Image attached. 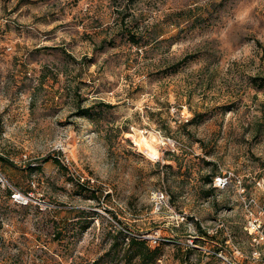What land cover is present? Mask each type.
Masks as SVG:
<instances>
[{
	"label": "rangeland",
	"instance_id": "1",
	"mask_svg": "<svg viewBox=\"0 0 264 264\" xmlns=\"http://www.w3.org/2000/svg\"><path fill=\"white\" fill-rule=\"evenodd\" d=\"M0 156V264H260L264 0H0Z\"/></svg>",
	"mask_w": 264,
	"mask_h": 264
},
{
	"label": "trees",
	"instance_id": "2",
	"mask_svg": "<svg viewBox=\"0 0 264 264\" xmlns=\"http://www.w3.org/2000/svg\"><path fill=\"white\" fill-rule=\"evenodd\" d=\"M134 38V37H133ZM104 46L103 44H100L98 46V49H103ZM178 67V65L176 66ZM258 77L252 78L253 81H257ZM79 88H77V92L73 90V97L75 98L76 101V108L75 110L71 113L72 117H82V118H87L90 119L91 121L94 122L96 117L99 115H102L104 107L111 108L113 105L107 104L104 102H92L90 104H83V101L86 100V98H82L80 92H78ZM196 114L188 120L187 123H194L195 121ZM118 134L121 135V130L117 128ZM108 133H106L107 139L109 138ZM1 160H5L2 156H0ZM55 162H58L57 158H54ZM35 164V163H34ZM33 165V164H32ZM166 168H172L171 165H166ZM209 183H211L212 179L208 178L207 180ZM94 190L91 191V195L93 197L101 198L102 196H105L103 192H98L96 195ZM96 195V196H95ZM209 196V194H207ZM113 242L111 243L109 247V252L107 253L110 255L111 252L113 254L118 255L121 247L124 245L127 246L126 249H124V254L127 263L126 264H151L154 262V260L158 257L159 251L157 247H153L145 240L137 236H122L123 232L119 229L115 230L113 232ZM203 234H207L205 231L202 232ZM127 238V240H126ZM100 262V259L93 262V264H98Z\"/></svg>",
	"mask_w": 264,
	"mask_h": 264
},
{
	"label": "built area",
	"instance_id": "3",
	"mask_svg": "<svg viewBox=\"0 0 264 264\" xmlns=\"http://www.w3.org/2000/svg\"><path fill=\"white\" fill-rule=\"evenodd\" d=\"M228 179L229 176L219 175L216 177L215 183L219 186H225L228 183ZM0 182L5 185L1 174ZM10 198L18 205H27L33 201V194L31 192H22L17 188H11ZM245 207L248 209V217L244 229L249 234L251 243L255 247L253 252L255 257L260 259V264H264V259H262L264 254V204L259 203L254 197L250 196L245 200ZM253 208L256 211H253Z\"/></svg>",
	"mask_w": 264,
	"mask_h": 264
},
{
	"label": "bare ground",
	"instance_id": "4",
	"mask_svg": "<svg viewBox=\"0 0 264 264\" xmlns=\"http://www.w3.org/2000/svg\"><path fill=\"white\" fill-rule=\"evenodd\" d=\"M142 144H143L144 147L149 148V149L152 150V146L148 143L147 139L144 138V137L142 138Z\"/></svg>",
	"mask_w": 264,
	"mask_h": 264
}]
</instances>
